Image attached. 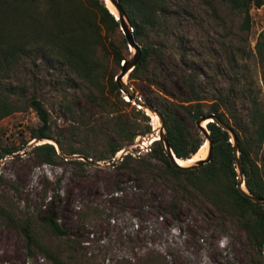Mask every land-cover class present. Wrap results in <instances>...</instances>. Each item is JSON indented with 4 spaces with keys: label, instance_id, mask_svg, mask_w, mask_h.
<instances>
[{
    "label": "trees",
    "instance_id": "trees-1",
    "mask_svg": "<svg viewBox=\"0 0 264 264\" xmlns=\"http://www.w3.org/2000/svg\"><path fill=\"white\" fill-rule=\"evenodd\" d=\"M117 1L140 46V56L128 73V81L162 116L172 152L181 160L197 155L205 137L196 120L215 114L235 134L244 187L250 195L264 200V103L253 84L242 80L236 72L230 85L220 88L215 99H208V89L219 73L212 72L206 54L193 49L186 7L173 0ZM220 1L222 6L239 12L246 26L251 6L260 7L264 2ZM170 39L177 44L178 53L165 48V40ZM255 47L264 83V30ZM29 51L47 66L49 75L74 88L73 99L87 103L85 109L95 108L94 121L89 122L81 113L76 115L69 103L64 104L67 120L74 122L69 127L83 139V147H66L55 139L61 154L49 142L34 145L32 153L41 162L56 164L64 158L78 164L87 162L69 158L73 154L111 161L137 135L151 132V117L125 100L120 92L114 80L119 72L108 74L110 66L121 71V63L129 59L131 51L120 20L104 0H0V56L12 64L20 52ZM230 66L222 68V72L229 75ZM27 108H32L40 120L39 125L31 127L29 140L53 139L50 113L43 102L15 91L12 84H4L0 78V121ZM205 125L213 148L210 160L200 166L174 164L162 141L155 139L145 157L126 154L114 168L136 181L168 188L172 195L168 201L172 219L179 218L178 207L186 204L196 218L220 227L239 245L244 264H264V204L238 188L239 173L230 132L214 121ZM16 150L2 149L0 156ZM77 215L79 220L86 221L98 219L104 212L86 207L78 209ZM0 224L18 230L24 237L26 254L39 255L47 264H96L91 257H83L80 242L67 233L51 212L37 215L2 190ZM113 264H168V259L161 251L150 249L134 259H116Z\"/></svg>",
    "mask_w": 264,
    "mask_h": 264
},
{
    "label": "rangeland",
    "instance_id": "rangeland-1",
    "mask_svg": "<svg viewBox=\"0 0 264 264\" xmlns=\"http://www.w3.org/2000/svg\"><path fill=\"white\" fill-rule=\"evenodd\" d=\"M104 1L108 5V1ZM173 2L183 4L189 13L186 25L194 51L206 54L212 72L219 73L208 89V99H215L217 91L230 85L237 72L242 80L253 84L259 100L264 103V83L255 47L259 33L264 30V2L260 7L251 6L247 26L239 12L222 6L220 0ZM164 46L173 53L179 51L171 39L165 40ZM129 51L127 57L131 58L134 49L129 48ZM229 65L231 72L227 75L221 69H228ZM47 69L30 51L20 52L12 64L0 56L3 83L12 84L15 91L26 97L36 96L43 102L50 113L54 137L29 140L31 127L40 123L32 108L4 117L0 121V151L11 147L17 150L0 156V190L37 215L51 212L67 233L80 242L83 257H91L96 264H113L120 258L134 259L150 249L164 253L168 264H244L239 245L220 227L196 218L194 210L186 204L178 207L179 218L172 219L168 208L172 195L168 188L149 181H136L128 173L115 169L108 160L90 158L98 164L89 161L78 164L64 158V161L48 164L36 158L32 153L36 143L48 141L56 148L55 139H59L66 147H83V139L69 127L74 122L67 120L64 104L73 106L76 115L81 113L84 120L94 121L95 108L85 109L87 103L72 98L74 88L49 75L51 72ZM113 72H120V69L110 66L108 74ZM126 81L129 82L127 75ZM151 115L153 130L139 135V140L135 138L126 148L131 147L136 152L139 150L135 146L137 143L155 140L159 121ZM205 143L206 147L200 151L203 154L207 153ZM57 151L61 153L60 149ZM86 207H97L104 215L81 221L77 211ZM0 264L47 263L39 255L26 254L24 237L18 230L0 224Z\"/></svg>",
    "mask_w": 264,
    "mask_h": 264
},
{
    "label": "water",
    "instance_id": "water-1",
    "mask_svg": "<svg viewBox=\"0 0 264 264\" xmlns=\"http://www.w3.org/2000/svg\"><path fill=\"white\" fill-rule=\"evenodd\" d=\"M109 2L112 4L114 9L116 10V13H117L116 17L120 20V29L126 37L128 47L134 49L132 57L127 59L123 63H121V65H122L121 71L114 78V80L116 81V84H117L120 92L126 97V98L124 97L125 100L131 101L132 104L136 105L137 108H141V109L145 110L147 115L150 116V113H151V114H154L158 118V121H159L158 136H156L155 139H159L162 141V143L165 147L166 153L169 156V158L173 161L174 164L179 165L176 161L179 158L175 156V154L172 152V150L170 149V147L167 143L166 135H165V129H164V125H163V119H162V116L160 115V113L151 104L145 102L140 97V95L133 89V87L130 85L129 82H127L126 80L125 81L122 80L123 76H125V75L128 76V73L132 70V68L136 64V62L140 56V46L137 44V42L135 41V39L133 37L132 28L129 26L127 18L124 14V11L120 7L118 1L117 0H109ZM208 121L216 122L217 125H219L223 129L229 131L231 136H232L231 141H232L233 146H234L235 162H236L237 170L239 173L238 188H240V190H242L244 193H246L248 196H250V198L252 200L260 202L261 204H264L263 199H260L256 196L250 195L248 193V191L246 190V188L244 187L243 176H242L241 167H240L239 160H238L237 142H236L235 134L231 130L230 126L225 124L223 121L219 120L216 117V115L213 113L202 115L196 120V126L200 129V132L205 137V141L207 142V153H206L205 157L201 158V159H197L196 161L192 162L191 164L179 165V166L196 167V166H200V165H202V164H204L210 160L211 154H212V148H213V141H212V138L210 136L209 130L207 129L206 125H204V126L202 125L203 122H208ZM46 139H48V138H46ZM205 141L203 142L202 145L205 144ZM45 142H48V141H45ZM42 143H44V142H42ZM36 144H38V143H36ZM39 144H41V143H39ZM56 149L59 150L58 144L56 146ZM58 153H60V152L58 151ZM71 157H77V158L83 159L85 161L93 162L92 159L85 158L79 154H73L72 156H70V158ZM93 163L98 164L97 162H93ZM115 164H116V162H114V161H112L110 163L111 166H114ZM263 250H264V248H263Z\"/></svg>",
    "mask_w": 264,
    "mask_h": 264
},
{
    "label": "built area",
    "instance_id": "built-area-1",
    "mask_svg": "<svg viewBox=\"0 0 264 264\" xmlns=\"http://www.w3.org/2000/svg\"><path fill=\"white\" fill-rule=\"evenodd\" d=\"M139 135H137L135 138H136V140H139ZM149 140H151V139H149ZM148 140V141H149ZM146 139H145V141L143 140V141H141L140 143H137L135 146L137 147L138 146V148H139V150H137L136 152H133V149L131 148V147H129V148H126V147H123L119 152H117L116 153V155L115 156H113L112 158H111V161H119V160H121L122 159V157L124 156V155H126V154H131L132 156H135V157H137V156H140V155H142V154H145V153H148V151L150 150V147H151V142L152 141H150V142H148ZM129 146V145H128Z\"/></svg>",
    "mask_w": 264,
    "mask_h": 264
},
{
    "label": "bare ground",
    "instance_id": "bare-ground-1",
    "mask_svg": "<svg viewBox=\"0 0 264 264\" xmlns=\"http://www.w3.org/2000/svg\"><path fill=\"white\" fill-rule=\"evenodd\" d=\"M108 2V6H110V4H109V0H107ZM110 8V7H109ZM114 13L116 12L114 9H112V8H110ZM117 14V13H116ZM122 80L123 81H125L126 80V75L125 76H123V78H122ZM126 98V97H125ZM150 113V112H149ZM151 114V113H150ZM152 115H154V114H152ZM151 115V116H152ZM155 116V115H154ZM206 124V122H203L202 123V125L204 126ZM150 141H152V139L151 140H149L148 142H150ZM206 147V143L202 146V148L200 149V151L203 149V148H205ZM199 151V153L197 154V155H195L192 159H189V160H181V159H177L176 161H177V163L179 164V165H188V164H190V163H192V162H194V161H196L197 159H201V158H204V156H205V154L206 153H201ZM203 151V150H202ZM185 167V166H184Z\"/></svg>",
    "mask_w": 264,
    "mask_h": 264
},
{
    "label": "clouds",
    "instance_id": "clouds-1",
    "mask_svg": "<svg viewBox=\"0 0 264 264\" xmlns=\"http://www.w3.org/2000/svg\"><path fill=\"white\" fill-rule=\"evenodd\" d=\"M151 138H152V137H151ZM152 141H153V140H152ZM151 143H152V142H151ZM120 150H121V149H120ZM120 150H119V151H120ZM119 151H118V152H119ZM115 155H116V154H115ZM115 155H114V156H115ZM119 161H120V160H119Z\"/></svg>",
    "mask_w": 264,
    "mask_h": 264
}]
</instances>
